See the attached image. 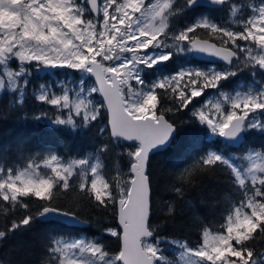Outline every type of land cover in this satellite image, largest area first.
Instances as JSON below:
<instances>
[{
    "label": "snow or ice",
    "instance_id": "snow-or-ice-1",
    "mask_svg": "<svg viewBox=\"0 0 264 264\" xmlns=\"http://www.w3.org/2000/svg\"><path fill=\"white\" fill-rule=\"evenodd\" d=\"M201 7L241 15L227 27L206 16L177 25ZM248 7L245 16L234 0H0V96L12 95L13 107L22 108L33 69L71 70L72 80L58 81L59 91L46 84L33 91L35 102L54 111L31 118L61 131L108 136L95 154L66 162L24 141L11 164L7 149L0 151V207L20 215L0 229V241L37 220L53 227L78 223L75 211L54 206L58 194L78 189L95 207L111 209L115 223L99 239L48 232L35 264H176L164 245L178 250L181 264H264V252L251 246L264 238V150L230 154L246 133L264 134V0ZM201 30L219 45L201 39ZM192 53L223 65L198 67ZM181 57L185 63L174 66ZM146 72L156 78L147 81ZM245 72L252 86L234 94L223 90L224 82ZM209 89L213 98L206 96ZM182 112L222 138L215 143L223 148L191 157L190 141L189 159L177 157L181 164L166 190L182 200L184 183L194 187V174L224 172L238 198L225 209L221 231L202 228L195 247L169 239L153 223L151 159L176 143L177 123L169 114ZM106 154L117 165L126 160L112 177L105 175ZM112 241L115 249L108 246Z\"/></svg>",
    "mask_w": 264,
    "mask_h": 264
},
{
    "label": "trees",
    "instance_id": "trees-1",
    "mask_svg": "<svg viewBox=\"0 0 264 264\" xmlns=\"http://www.w3.org/2000/svg\"><path fill=\"white\" fill-rule=\"evenodd\" d=\"M234 2L240 5L241 11L247 16L251 14L248 5L259 4L260 0H234ZM240 15L241 12L237 14L235 19L240 18ZM202 16L210 17L226 27L232 25L230 23L231 15L227 10L211 7H201L196 12L190 11L176 23L178 26H183ZM200 38L219 45L218 40L204 35L202 30ZM189 56L193 55L189 54ZM181 63H185V59H179L174 66H179ZM195 64L198 67L208 66V63L199 60ZM54 71L56 74L32 70L22 108L13 107L12 95L4 93L0 96V151L7 149L6 162L9 164L17 160V145L21 141H24L30 150L39 149L45 154L51 150L64 161L95 154L100 145L108 141L107 135L99 136L93 133L81 135L71 131H61L50 125L47 120L35 121L31 118L33 113H38L42 109L50 114L54 111L50 106L34 101L32 95L34 90L38 89L41 84H46L59 91L58 81L69 83L72 80L71 70L57 69ZM155 78L153 73H145L147 81ZM251 82L252 77L248 73H241L230 81L224 82L223 90L227 92L236 89L246 90L247 87L252 86ZM97 99L100 97L97 96ZM199 99L203 100L204 97ZM162 103L168 104L169 102L162 100ZM169 116L177 123L176 143L167 153L155 155L151 159L153 199L156 201L153 223L158 224L160 232L169 239L187 241L189 246L195 247L200 241L202 228L206 227L212 232L221 231L220 225L225 215V209L237 202L238 198L229 186V176L224 172H216L211 175L206 173L194 174L192 179L194 187H189L187 182L184 183L183 186L187 190L182 200L174 192L166 190L168 183L176 179L172 174L178 171L176 166L181 164V160H178L177 157L181 156L185 161L189 159V153L185 152V149L190 141H195L194 147L190 149L191 157H195L210 148L216 150L223 148V144L215 143L222 141V138H211L202 126L190 123V113L185 115L182 112L174 116L169 114ZM105 124L106 121L104 120L99 122L101 127ZM250 149L264 150V134L255 130L246 133L244 144L238 149L233 147L230 154L241 157L246 155ZM101 159L106 165L105 175L107 177L114 176L116 168L118 166L123 168L126 164V160H124L117 165L113 157L107 154ZM246 163L247 161H244L245 165ZM42 171L44 170L42 169ZM169 204L173 208L171 214L167 212ZM54 206H59L64 210L72 209L77 213L78 219L86 225L81 227L66 224L53 227L37 220L30 228L21 230L0 241V263L35 264L42 253L39 242L50 231L69 239L77 237L99 239L105 238L104 229L115 223L111 209L102 210L95 207L83 198L78 189H70L58 194ZM19 211L23 212L22 209ZM32 211H36L35 205L32 206ZM19 218V213L11 211L5 213L0 207V229L6 223L10 224L12 219ZM108 246L112 249L116 247L114 241L110 242ZM251 246L257 252H264V238L257 237ZM175 253V251L169 252L171 254L168 255L169 258L178 259Z\"/></svg>",
    "mask_w": 264,
    "mask_h": 264
},
{
    "label": "rangeland",
    "instance_id": "rangeland-1",
    "mask_svg": "<svg viewBox=\"0 0 264 264\" xmlns=\"http://www.w3.org/2000/svg\"><path fill=\"white\" fill-rule=\"evenodd\" d=\"M238 13H239V11H238ZM238 13H237V14H238ZM235 18H237V16H236ZM235 18L231 16V21H230V23H233V21H234ZM239 43L243 44V43H245V42H243V41H239ZM180 59H185V58H184V57H181ZM245 73H247V72H245ZM247 88H248V87H247ZM236 90H239V89H236ZM236 90L231 91L230 93H233V94H234V92H235ZM214 92H215V90L209 89V90H207L206 96H207L208 98H213V97H212V94H213ZM203 100H205V97H204ZM205 102H206V100H205ZM211 138H213V137L211 136ZM67 161H68V160H67ZM65 162H66V161H65ZM247 163H248V162H247ZM247 163H246V164H247ZM164 247L167 249V251H166V255H171V254H169V252L172 253L173 251H175V252L178 251L177 249L171 248V247H169L168 245H164ZM169 259L174 260V261L176 262V264H181V262L179 261V258H178V259H172V258H169ZM0 264H2V263H0Z\"/></svg>",
    "mask_w": 264,
    "mask_h": 264
},
{
    "label": "water",
    "instance_id": "water-1",
    "mask_svg": "<svg viewBox=\"0 0 264 264\" xmlns=\"http://www.w3.org/2000/svg\"><path fill=\"white\" fill-rule=\"evenodd\" d=\"M209 43H212V42H209ZM192 55L193 56H197V60L205 62V63H208L209 61H212L215 64H222L223 65L222 61H218V60H216L215 58H212V57H207L206 54H195V53H192ZM244 141H245V139L242 141V143L240 145H235L233 147L239 148L244 143ZM78 221H79L78 223L72 224V225L81 226V227L86 225V224H83L79 219H78Z\"/></svg>",
    "mask_w": 264,
    "mask_h": 264
},
{
    "label": "bare ground",
    "instance_id": "bare-ground-1",
    "mask_svg": "<svg viewBox=\"0 0 264 264\" xmlns=\"http://www.w3.org/2000/svg\"><path fill=\"white\" fill-rule=\"evenodd\" d=\"M240 148V147H239ZM236 149H238V148H236Z\"/></svg>",
    "mask_w": 264,
    "mask_h": 264
}]
</instances>
